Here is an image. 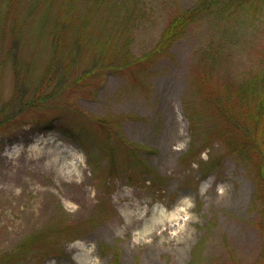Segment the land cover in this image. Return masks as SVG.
<instances>
[{"label":"rangeland","instance_id":"obj_1","mask_svg":"<svg viewBox=\"0 0 264 264\" xmlns=\"http://www.w3.org/2000/svg\"><path fill=\"white\" fill-rule=\"evenodd\" d=\"M262 100L264 0H0V264H264Z\"/></svg>","mask_w":264,"mask_h":264},{"label":"trees","instance_id":"obj_2","mask_svg":"<svg viewBox=\"0 0 264 264\" xmlns=\"http://www.w3.org/2000/svg\"><path fill=\"white\" fill-rule=\"evenodd\" d=\"M204 1L206 2L208 0H204ZM196 17H197V11L194 9V10L187 11L186 13H182L180 16H176L174 19H172L169 22L168 27L166 28L165 32H163L161 40H160L158 46L156 47V49L154 50V52L166 53L169 50V48L172 47V45L174 44V42L176 40H178L179 38L184 36V32L186 30L185 25ZM56 45H57V47L55 49L54 56L52 58L50 66H49V73H48V79L47 80H50L53 78V75L59 69L61 62L64 61L62 40L58 39L56 42ZM69 62L70 61H68L66 63V65H68ZM260 107H264L263 100L261 101V103H259L256 106V108H260ZM229 135H231V133H229ZM241 145H244V143ZM230 151L243 153L244 149H241V147L236 146V147L230 148ZM263 178H264V176H263ZM262 182L264 183V181H262ZM262 185L263 184H261L258 187V192L260 194H262V192H261ZM263 211H264V209H263Z\"/></svg>","mask_w":264,"mask_h":264}]
</instances>
